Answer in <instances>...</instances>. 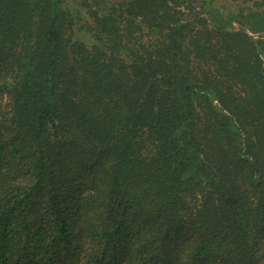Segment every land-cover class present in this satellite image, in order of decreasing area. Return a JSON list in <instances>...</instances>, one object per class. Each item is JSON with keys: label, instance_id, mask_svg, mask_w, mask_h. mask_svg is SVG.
Here are the masks:
<instances>
[{"label": "trees", "instance_id": "trees-1", "mask_svg": "<svg viewBox=\"0 0 264 264\" xmlns=\"http://www.w3.org/2000/svg\"><path fill=\"white\" fill-rule=\"evenodd\" d=\"M195 1L0 0V264H264V0Z\"/></svg>", "mask_w": 264, "mask_h": 264}, {"label": "rangeland", "instance_id": "rangeland-1", "mask_svg": "<svg viewBox=\"0 0 264 264\" xmlns=\"http://www.w3.org/2000/svg\"><path fill=\"white\" fill-rule=\"evenodd\" d=\"M224 3H226V4H230V2L229 1H223ZM193 3L195 4L196 3V1L195 0H193Z\"/></svg>", "mask_w": 264, "mask_h": 264}]
</instances>
